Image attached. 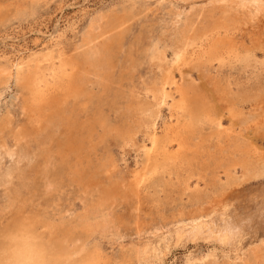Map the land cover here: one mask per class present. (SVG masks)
Instances as JSON below:
<instances>
[{
	"label": "rangeland",
	"instance_id": "1",
	"mask_svg": "<svg viewBox=\"0 0 264 264\" xmlns=\"http://www.w3.org/2000/svg\"><path fill=\"white\" fill-rule=\"evenodd\" d=\"M215 1L217 0H0V71L3 73L1 75L6 72L11 75L7 82L0 80V116L7 113L10 126L16 130L27 122L23 91L13 77L16 73L14 69H17L19 63L47 52L57 58L64 51V55L71 52L81 67L85 66L87 59L98 57L89 45L84 44V36L92 22L99 17H103L105 22L107 17L114 14L129 16L125 25L102 36L108 38V42L115 38L117 32L124 31L111 74L102 78V83L100 77L81 72L89 83L85 82L87 95L84 93L86 97L81 95L77 99L75 112L78 113L83 133L86 128H90L85 136L87 140L84 137L86 148L83 146L85 151L82 152L86 154L81 157L82 162L78 166L84 171L80 168L79 176L71 173L72 170L68 167L71 158L73 159L71 154L63 159L57 156L56 142L63 137V126L53 128L48 125L49 118L44 121L46 124L44 123L41 131L45 132L46 129L49 137L46 140L47 150L43 152L39 151L38 144L41 131L36 132V128H30V136L26 141L23 139L26 144L22 140H16L8 129L3 130L0 140V231L4 232L3 228L8 226L6 222L10 224L12 217H18L21 222L26 220V224H34L46 237L56 232L61 237V228H68L72 235L63 251L65 257L61 264H72L73 260L83 259L89 260L87 264H264V96L257 101L242 102L246 121L242 122L237 117L231 123L234 132H240V142L243 146L246 145L244 149L256 151L260 157L253 175L241 178L240 168L237 166H230L232 176L229 179L221 173L220 159L227 158L226 162L230 165L239 156L237 151L232 155L221 154L222 150L232 148L231 141L227 139L221 142L226 147L218 142L217 145L213 140L210 143L211 151L214 150L219 162L210 161L207 167L201 163L188 167L185 161L176 162L179 166L171 170L164 171L161 168L155 175H146L152 138L157 136L166 144L167 126L173 125L175 120V113L170 111L167 104L157 100L158 96L153 89L158 88L167 71H172L176 79L180 77L181 71H188L186 61L190 60V54L185 53L175 63L177 55L182 51L184 43L189 42L186 40L201 31V17L214 13L219 15L216 5L221 1ZM228 4H232L231 0ZM236 7L237 13H232L225 21L233 23L234 29L230 26L229 29L237 33V38H240L239 32L246 33L242 41L246 40L244 43H248L251 34L249 31L257 30V21L246 19L247 15L241 7ZM242 20L245 24L241 23ZM241 27L244 29L241 30ZM259 32L264 38V24ZM195 72V69L191 72L193 78L196 77ZM121 75L125 78L123 84H127L129 89L127 97H123L125 90L118 86ZM227 120L228 116L224 122L228 126L230 120ZM89 136L94 137L93 143L88 140ZM169 143L167 149L172 152L176 147L175 141ZM34 162L37 166L29 171V165ZM59 166H64L65 174L57 176L56 170L58 172L61 168ZM23 171H27L28 176L31 173L32 180L29 176V183L26 185L19 183L18 174ZM36 173L39 175L35 176ZM49 183L51 186H48ZM99 196L112 206L110 223L105 230L95 226L102 218V214L95 213L94 209ZM218 207H223L226 217L230 216L238 222V233L231 235L227 241H217L214 235L206 237L203 233H199L194 240L183 237L176 241V230L183 223H188V219L193 216L211 218L215 227L219 228L222 225L220 212L212 213L213 210H219ZM209 212L210 216L206 217ZM2 232L0 239H3ZM79 233L82 236H77ZM64 237L63 235L62 238Z\"/></svg>",
	"mask_w": 264,
	"mask_h": 264
},
{
	"label": "bare ground",
	"instance_id": "2",
	"mask_svg": "<svg viewBox=\"0 0 264 264\" xmlns=\"http://www.w3.org/2000/svg\"><path fill=\"white\" fill-rule=\"evenodd\" d=\"M217 1L222 2L224 0H217ZM231 2H232L231 5L228 4L229 0H225L223 4L221 5H219L218 3L216 7H218L217 12H219V15H216L214 12H213L214 14H212L211 16L204 15L199 20L200 21L199 23L201 25V31H199V33H196V35L190 36L189 37L190 39H187L186 37L187 39L186 41L189 40V42L184 43L185 45H183L182 51L179 50L181 54L179 53L177 55V61H175V63H178V61L182 58V55H184L185 53L190 54V58H189L190 60L186 61L187 62L186 64L188 66V71L180 70L181 71L180 77L178 79H176L175 76H173L172 71H167L165 76L164 77L162 76L163 81L158 86V88L156 89L152 88L154 93L157 94L158 96V97L156 96L157 100H159V102L162 104H167L170 111L175 113L174 114L175 120L173 122L174 123L173 125L167 126L166 131H167L168 140L166 141L167 142L166 144H164L163 140H161L157 136L152 138V146L148 152L151 156L149 157L150 162H147L148 164L146 167L148 169H147L146 175L147 174L155 175V173L161 168L164 171L171 170V168H174L175 166H179L176 162L185 161L188 167L195 165V163L197 164L201 163L202 165H206L205 167L208 166V162L210 161H215L216 163V161L218 160V156L216 157V153L213 152L214 150L211 151L210 143L212 140L215 141L216 143L217 142L221 143L222 140L224 139L231 141L230 146L232 148L230 147L231 149L229 150L227 149L222 150L223 153L221 151V154L232 155L234 151H237V153H239L238 158L230 162V165H229V162H226L227 158L226 159L222 158L221 157L222 155L219 154L220 153L219 151L218 155H220V158H222L220 159L221 160L220 168L222 171L221 173L225 174L226 179H229V177L232 176L230 166L233 168H235V166L240 168L239 175L241 178L242 177L247 178L253 175L258 166V160H260L259 155L256 153V151L248 150L249 148L244 149V146L246 145L243 146V144L240 142V139H241L240 132L238 131L237 133H235L234 132L235 130H233L231 123H233L234 118H237V117H239V119L241 118L242 122L246 121V118L243 117V112H242V107H241L242 102L246 103L252 100L257 101L261 97L264 96V38L261 37V34L259 32V30L264 24V20L261 19V18H264V0H250L249 2L231 0ZM237 5L238 7H241V9L247 15V16L243 15L247 17L246 19L248 20L252 19L254 21L255 20L257 21L256 22L258 26L257 30H254L251 28L252 30L249 31L251 32V34L249 33L250 40L248 43H244L246 40L242 41L243 40L242 38L246 37V33H244L243 31L239 32L238 34H240L239 36L240 38H237L238 37V36L236 37L237 33L234 32L233 30L234 29L232 25L233 23L231 24L225 21L227 18H229V16L233 15L232 13L236 12ZM17 11L18 9L16 10V13ZM21 12H23V10H21ZM220 12L222 13V15H220ZM106 19L107 20L105 22H103V17H99L98 19H95V21L92 22V24L90 25L87 31V34L84 36V40H85L84 44L85 45L87 44V46L89 45L91 51H93L98 56L96 59L95 58L87 59L88 58L87 57L86 58L87 60L85 61L86 63L85 66L81 67V64L79 63L78 59L75 58V56H73L71 52H69L71 55L70 54L64 55L65 53L64 51H61L60 54L57 56V58H55L51 54V52H47V53L42 54L40 57H38V55L32 56L31 58L24 60V62H21V64L19 63L17 69H14L16 70V73L14 74L13 77H15L18 83L17 85L20 87L19 89L23 91V96H24L23 108L26 111L25 113L27 117V122L26 124H24V126H21L20 128H18V130H16L13 128V126H10V121L8 119L9 115L7 113L3 115L1 114L2 116H0V140H2L3 130L8 129L9 134L12 133L13 135H15L16 140L23 141L24 139L26 141L31 133L30 128L32 127L36 128L37 129L36 132L39 133V131L43 129V125L46 124L44 121H46V119L49 118L50 123L48 125H50L51 127L53 126L54 128V126H57V127L63 126L62 139L61 140L58 139L57 142L54 140L57 146V149L56 148L55 149L57 150L58 155L57 154L56 155L59 158L63 159L68 154H71L73 156V159L72 158L71 160L69 159L71 162H69L68 167H70V170H72L71 173L78 175V171L81 168V166L80 168H78V166L81 165V162H82L81 157H84V155L86 154L82 152V151H85L83 150L84 148L83 146H85L84 144L86 143V140H87L85 136H87V131L90 128V127L86 128L88 126V124L86 123L87 126L86 127L84 126L86 130L83 133L81 122H79L78 120V113H76L77 111L75 110V104H76L77 99L81 95L87 92L85 91L86 90L85 82L87 83L89 82L88 80H85L83 78V75L85 74V72L86 73L88 72L89 74L90 73L94 74L92 75V77L93 76L100 77L101 78L100 82H101L102 78L109 75L111 70H113V68L115 67L114 65H116L115 60L118 57L117 52L121 48V38H122V33L124 31L120 30L119 32H117V35L115 36V38L108 42H107L108 38H105L102 36L111 32L112 30L118 27L125 25L129 21V16L128 14H123V13L120 15L114 14L110 17H107ZM242 22L243 20L241 21V23ZM229 26L233 27V29H229ZM209 29H212V30L209 31ZM242 29L244 28L241 27V30ZM161 39H164V38H161ZM135 45H136V42H135ZM128 58L131 59L130 57ZM149 63L150 62H148V64ZM132 65H135V64H132ZM80 67L83 69L81 70ZM193 69H195V71L197 72V74L195 75L196 77L194 78L192 77L193 75H191V72ZM82 71L84 72V74L81 73ZM154 72H157V71H154ZM125 73L127 72L125 71ZM1 74L3 73H1L0 71V80H3V82H7L11 76L10 74H7V72L5 75H1ZM162 75H163V72H162ZM90 76L87 78H90ZM94 78H92L93 82H95ZM100 78H97V79L99 80ZM120 78H121L120 79L121 83L118 84V86L120 87L119 89L125 90L124 91L125 95H123V97H127L128 96L127 93L129 92V89L127 87V84L126 85L123 84V81L125 80L124 75H121ZM128 80H130V78ZM200 80L202 82H200ZM98 84H99V81H98ZM136 87L138 86L136 85ZM86 95L85 96L83 95V97H86ZM132 99H133V96H132ZM157 105L159 106V104ZM173 108H175L176 110H172ZM126 111L127 110H125V112ZM227 116H228V120H230L229 121L230 124L228 126L224 124L225 118H227ZM14 130L16 131L13 132ZM41 132L38 135L39 142L38 140H35V141L36 143L38 142L39 144V149H40L39 151L43 152L47 150L46 144L48 142H46V140L48 139L49 136H48V132L46 131V129H45V132H42V133ZM57 132H59V130ZM54 135L55 134H53V136ZM84 137L86 138V140L84 139ZM93 138L94 137L89 136L88 140L93 143L94 141ZM172 140L175 141L174 145L176 147L174 148V151L170 152L168 151L167 146H170L169 142H171ZM24 143L26 144V142ZM206 143H207V146H205ZM217 145H215V147ZM220 145H223V144L221 143ZM50 146L52 147V145ZM224 146L225 145H223V147ZM49 159L48 161H50ZM56 159L58 158L56 157ZM26 166L28 167V165ZM36 166L37 165L34 162V164L29 165L28 170L30 171V169L32 170ZM46 166L48 167V165ZM59 167H61L59 171L57 172L56 170L57 176L61 173L65 174L64 172L65 170L63 171L62 166H59ZM38 168L40 169V167ZM43 173H46V172L44 171ZM56 173H53V175H55ZM18 175H19V183L21 185H26L29 183V176L31 179V173L28 176L27 171L25 172L23 171V172H20V174ZM37 175L39 174L36 173L35 176ZM50 176H51V173H50ZM50 176L48 177L50 178ZM31 183L30 185H32ZM91 183L92 182H90V184ZM223 184H224V181H223ZM48 186H51V184L49 183ZM27 187H29V185ZM94 207H95L94 208L95 213L99 212L102 214L101 221H99L98 223L96 222L95 226L97 228L100 227L101 230H105L107 228L106 226L108 225V223H110L109 216L111 214L112 206L105 198L103 197L100 198L99 196ZM218 209L219 210H213L212 213L220 212L219 216L221 215L220 218L222 220V225L219 228L215 227L213 220L211 218L210 219L204 218L201 215L193 216L192 214L193 217L188 219V223H183L181 225V228L176 230V241H178L179 239H182L183 237L194 240L195 238H197V235L199 233L205 234L206 237H211V235H214V238L217 241H221V240L227 241L231 235L238 233V231L240 230V226L238 222L234 221L230 216L226 217L227 214H226V211H223L224 210L223 207L221 209L220 207H218ZM204 210H206V207H204ZM210 213L211 212H209L206 215V217L210 216L209 215ZM11 219L12 220L10 224L8 221L6 222L8 226L4 227L5 229L2 227L4 232L0 231L3 234V239L2 238L0 239V264H61L62 261H64L63 259L65 256H64L63 251H65V249L67 248V243L69 242L71 235H72V232H70L68 228L66 227L61 228V231L66 238L65 237L62 238L63 235L59 237L57 232L56 234H52L51 236L46 237L47 235L45 236L43 233L41 234V231L39 232L40 229L37 230V228L33 226L34 224L31 225L29 221H28L29 223L26 224L25 222L26 220L24 222L23 221L21 222L18 219V217H14V218L12 217ZM38 219L36 221H38ZM85 231H88V229H85ZM80 234L81 233L77 234V236H82ZM88 262L89 260L87 261V259L86 260L85 259L73 260L72 264H87Z\"/></svg>",
	"mask_w": 264,
	"mask_h": 264
}]
</instances>
